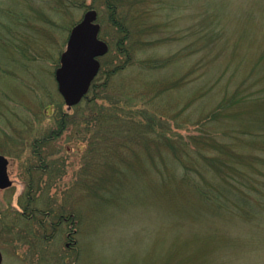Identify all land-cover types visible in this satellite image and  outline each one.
I'll use <instances>...</instances> for the list:
<instances>
[{
    "label": "rangeland",
    "instance_id": "374dc122",
    "mask_svg": "<svg viewBox=\"0 0 264 264\" xmlns=\"http://www.w3.org/2000/svg\"><path fill=\"white\" fill-rule=\"evenodd\" d=\"M107 1L0 0V154L9 158L12 180L0 189L2 264H264V208L246 219V207L204 205L173 178L171 155L176 147L191 166L193 137H204L203 122L212 119L211 126L224 121L229 142L264 162V0H215L220 18L204 9L207 0H178L180 38L169 44L144 42L146 0L118 6L123 28L111 21ZM90 8L109 50L99 58L98 90L68 107L54 70L70 28ZM162 13L154 22L168 38ZM125 27L142 44L128 65ZM175 52L182 57L164 69L143 61ZM168 78L180 82L160 83ZM237 86L239 102L228 106L237 113L224 110L228 117L216 120ZM32 150L49 163L33 190L24 173ZM165 153L170 159L162 164ZM26 204L48 209L55 224L59 214L66 220L36 237L19 216Z\"/></svg>",
    "mask_w": 264,
    "mask_h": 264
},
{
    "label": "trees",
    "instance_id": "16d2710c",
    "mask_svg": "<svg viewBox=\"0 0 264 264\" xmlns=\"http://www.w3.org/2000/svg\"><path fill=\"white\" fill-rule=\"evenodd\" d=\"M222 1L223 4L229 3L228 0H222ZM129 2L130 0L107 1L108 7L110 8V11L112 13L111 21L113 23L118 24V26L120 25L121 28H123V23L127 18L124 14H122V12L118 10V6L123 7L124 4H129ZM190 2L192 3L193 0H189V5ZM177 3H179L178 0H175L174 3L173 0H146L145 8H147V10L144 11L143 14H140V16H146L147 18L146 22L149 23L147 24L148 26H144L145 27L144 42L147 39L149 40L146 43L152 41H154L155 43H162L168 40L169 41L168 44H169L179 40L180 38L179 28L176 29L177 27L175 23V18L173 16V11L181 5ZM214 4H217L215 3V0H207V5L204 9L210 7L209 9L212 10L211 15L220 18L221 16L220 13L214 11L212 7ZM203 7L204 6H202L201 4L200 8ZM133 13L135 12L131 13V9H130L131 17H133ZM161 13L164 15V19L166 22L164 23L163 27L165 26L167 31L173 33V36L171 37L168 38L162 37V35L160 34L163 30L162 25H159L158 23L154 22V18L156 17L161 18ZM224 13H226V11ZM190 18L191 17L189 16V19ZM126 29L127 28L125 27V31L121 37L124 39V41L127 42L129 41L131 44L129 43V47H125V48H122L121 46V52L123 51L129 52V56H127V61L125 62L126 64L124 65L132 64L130 63L132 62L130 60L137 58L136 55L139 52L138 45L141 44V42H139V39L134 37L133 33L132 32L129 33L128 29L127 30ZM204 40L208 42L207 38H204ZM120 44L122 43H119L118 45ZM191 49L192 48H190V50ZM140 51L143 52V50ZM182 55L180 57H182ZM177 56H178V52L177 53L175 52L169 55L168 57H151V59H143V61L150 63L149 65L150 69H158V68L164 69L169 64H174L177 61V59L180 58V57L177 58ZM197 63L198 62L196 60L194 62V65H197ZM116 69L112 73H114ZM111 71L112 70H110V72ZM110 72H108L109 75ZM191 73L192 71L189 72V77ZM95 79L92 82L89 91L94 92L98 90V87L95 86ZM106 79L108 78L106 77L105 80ZM105 80L100 85L102 86L101 87L102 89L108 86V82H106ZM172 82H177L178 84L180 82V79L168 78L164 81V83L160 81L161 84H168ZM237 89L238 90L235 93L229 94L228 98H226L227 101H225L223 104L217 107L220 108V111L218 113L219 116L217 115L216 118L214 117L216 120L223 116L228 117L229 114H224L223 112L224 110L228 111V113H232V112L237 113V111L233 109L230 110L231 108L229 109L228 107L229 103L231 102L232 103L239 102V99L235 98L237 97L236 95L240 93L239 86H237ZM167 90H168L167 88L163 90L161 89L159 93L165 92ZM97 97L98 95L95 96V99H97ZM92 99H90V101ZM151 102L152 100L149 102L150 105ZM111 104H113V102ZM114 104H116V102H114ZM99 109H100L99 111L100 114H104L108 110V108L104 107L102 104L99 105ZM96 113L98 114L97 110ZM235 113L232 116H235ZM212 121H213L212 119H209L203 122V126L206 123L209 124V127L207 128L208 130L205 133L204 137L202 136L193 137L196 142H194L193 146H189V148H191V151L193 153V154L189 153V156L192 159L191 166L190 165L188 166L186 164L187 161L186 155L179 156L178 155L179 150L176 149V147L173 149L171 155H172V159L176 162L175 172L178 175V176H174L173 178L174 179L176 177L181 178V181L185 183L182 185H185V187L189 189V191H191V194L197 196L199 200L204 203V205L211 206L218 211H220L221 208H224V209L233 210L235 212L239 208L240 210H244L243 207H246V210L244 212L245 218L251 219L254 216V213L256 212L257 209L264 208V169L260 167L263 165L264 162L262 163L261 160H259L260 155L254 152H252V154L250 152L245 153L243 150H241V146L238 147V144L231 143L227 140L226 134L228 133L225 132L227 127L224 121L215 122V126H211L210 122ZM233 126L235 127L239 126V123L236 122L231 126L232 128L229 129L232 130ZM215 134L221 135L220 138L221 140H224V142H220V140L217 139ZM253 150H257V149L253 148ZM184 152L186 153L187 150ZM162 157H163L162 164H166L167 159H170V157L166 153L165 156ZM179 169H182L183 172L179 173L178 172ZM194 174H198L202 179L196 180L193 177ZM187 178L189 180L188 182L189 184L185 181V179ZM232 204L239 207L235 208V206H233ZM248 208L254 209L252 214H250V212L247 210Z\"/></svg>",
    "mask_w": 264,
    "mask_h": 264
},
{
    "label": "water",
    "instance_id": "95a60500",
    "mask_svg": "<svg viewBox=\"0 0 264 264\" xmlns=\"http://www.w3.org/2000/svg\"><path fill=\"white\" fill-rule=\"evenodd\" d=\"M96 18L97 11L90 8L70 28L65 48L59 56V65L54 70L57 89L68 107L85 95L99 70V56L109 48L108 43L99 37L100 24ZM7 163V158L0 154V188L11 185Z\"/></svg>",
    "mask_w": 264,
    "mask_h": 264
},
{
    "label": "flooded vegetation",
    "instance_id": "af4514ba",
    "mask_svg": "<svg viewBox=\"0 0 264 264\" xmlns=\"http://www.w3.org/2000/svg\"><path fill=\"white\" fill-rule=\"evenodd\" d=\"M45 158L46 157L42 151L32 150V152L28 158V160H30V161L29 162L27 160L25 161L26 164L24 166V168H25L24 173H26L25 175H28V177H29V179L27 181V185H29L32 190H33L32 187H34V182L36 184H38V182H39L38 172H41V173H43V171L47 172L49 169V163L44 162ZM8 165H9V158H8V164H7V172L9 174ZM32 170H33V172H32ZM6 188L7 187L0 188V189H6ZM23 208H24L23 210H19L20 211L19 216L21 218H26L27 220L30 221L32 226L36 227L35 229H33L31 226V228L29 229L30 234L31 235L34 234L36 237L39 234L40 235L42 234V238H44V234L45 233L47 234L49 226L56 228V226H58L62 221L66 220V218H64L63 215L59 214L57 217L58 221L55 224V222L50 220V214L51 213L48 209L42 210L40 208H29V204H26ZM0 252H1V256H2L0 264H2L4 254H3V250H2L1 246H0Z\"/></svg>",
    "mask_w": 264,
    "mask_h": 264
}]
</instances>
